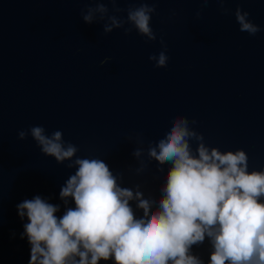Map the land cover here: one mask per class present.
Wrapping results in <instances>:
<instances>
[{"label": "water", "instance_id": "water-1", "mask_svg": "<svg viewBox=\"0 0 264 264\" xmlns=\"http://www.w3.org/2000/svg\"><path fill=\"white\" fill-rule=\"evenodd\" d=\"M143 2L157 10L155 42L135 30L105 35L101 23L85 24L81 12L95 6L90 0H0V264L30 262V245L21 239L27 220L17 205L40 195L61 205L62 215L61 186L75 171L44 156L30 135L18 138L32 126L48 135L62 131L79 157L103 159L114 174L124 173L122 187L140 184L157 198L169 166L158 172L153 161L137 176L135 137L142 135L146 148L177 116L196 120L193 127L210 147L244 150L249 172L264 171V0H230L223 5L228 15L214 0H120L116 6L126 18L129 7ZM238 7L260 27L256 36L239 30ZM161 39L165 69L149 60L162 50ZM192 251L208 264L207 240Z\"/></svg>", "mask_w": 264, "mask_h": 264}, {"label": "clouds", "instance_id": "clouds-1", "mask_svg": "<svg viewBox=\"0 0 264 264\" xmlns=\"http://www.w3.org/2000/svg\"><path fill=\"white\" fill-rule=\"evenodd\" d=\"M90 2L95 6L81 12L85 24L101 23L105 35L115 30L131 35L135 30L146 42L157 40L151 27L157 10L148 2L129 7L126 18L119 15L125 11L116 6L120 0ZM214 2L221 5L222 15L231 13L223 7L230 0ZM202 14L203 9L195 12L197 17ZM234 15L241 32L256 36L261 31L242 8ZM160 44L162 50L149 60L165 69L167 45L163 39ZM110 60L101 61V66ZM196 124L177 116L146 148L142 135L135 137L137 176L153 161L158 172L169 166L159 198L146 195L140 184L122 187L123 172L114 174L103 159L79 157V148L66 142L60 130L48 135L35 125L19 131L21 141L30 135L44 156L75 169L59 193L62 215H57L61 205L40 195L17 205L19 217L27 220L21 239L30 245L29 264H205L192 250L206 240L211 247L208 264H264V171L249 172L244 150L210 147Z\"/></svg>", "mask_w": 264, "mask_h": 264}]
</instances>
